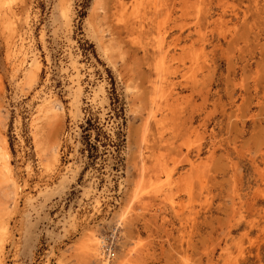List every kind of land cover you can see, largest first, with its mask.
Returning <instances> with one entry per match:
<instances>
[{
	"label": "rangeland",
	"instance_id": "rangeland-1",
	"mask_svg": "<svg viewBox=\"0 0 264 264\" xmlns=\"http://www.w3.org/2000/svg\"><path fill=\"white\" fill-rule=\"evenodd\" d=\"M3 1L0 264H264V0Z\"/></svg>",
	"mask_w": 264,
	"mask_h": 264
},
{
	"label": "bare ground",
	"instance_id": "bare-ground-1",
	"mask_svg": "<svg viewBox=\"0 0 264 264\" xmlns=\"http://www.w3.org/2000/svg\"><path fill=\"white\" fill-rule=\"evenodd\" d=\"M121 1V0H120ZM2 2V0H0V3ZM5 3H6V0H5ZM4 3V1H3V4H5ZM8 3V2H7ZM128 3V2H127ZM134 3V2H133ZM2 4V5H3ZM121 4V3H120ZM141 4V3H140ZM10 5V4H9ZM139 5V4H138ZM193 6H194V4H193ZM202 6V5H201ZM0 7H5V6H0ZM121 7H123V6H121ZM199 7H200V5H199ZM0 9H2V8H0ZM195 9V8H194ZM202 9V8H201ZM118 10V9H117ZM158 10V9H157ZM199 10V9H198ZM9 11V10H8ZM128 11V10H127ZM149 11V10H148ZM200 11H202V10H200ZM70 12H71V6H70V3L69 2H67L66 3V7L64 8V12H63V16H64V18L66 19V20H68L69 18H70ZM10 13V15L12 16V14H11V12H9ZM5 14V16H6V13H4ZM143 15V14H142ZM208 15H210V14H208ZM5 16H3V15H1V18L3 17H5ZM212 17V16H211ZM2 18V19H3ZM11 18V17H10ZM13 18V17H12ZM11 18V19H12ZM5 19H6V17H5ZM11 19H9V20H11ZM138 19V18H137ZM144 19V18H143ZM7 20V19H6ZM62 20H63V18H62ZM139 21V20H138ZM2 22V21H1ZM0 22V23H1ZM8 22V21H7ZM6 22V23H7ZM11 22V21H10ZM67 22V21H66ZM140 22V21H139ZM2 24H4L3 22H2ZM8 24V23H7ZM10 25H11V23H9ZM71 24V23H70ZM69 25V24H68ZM138 25V24H137ZM1 26V25H0ZM7 26V25H6ZM4 27H5V25H4ZM9 27V26H8ZM10 28V27H9ZM6 30V29H5ZM9 30V29H8ZM7 30V31H8ZM3 32V31H2ZM199 33V32H198ZM203 35H204V33H203ZM10 38V37H9ZM161 38V37H160ZM200 38V37H199ZM8 40V39H7ZM159 41V40H158ZM203 41V40H202ZM6 42V41H5ZM160 42V41H159ZM163 42V41H162ZM157 44V43H156ZM155 44V45H156ZM161 44V43H160ZM158 45H159V43H158ZM173 47V46H172ZM178 47V46H177ZM199 48H200V46H199ZM167 49H168V46H167ZM183 49V48H182ZM162 50V49H161ZM166 50V49H165ZM193 50V49H192ZM201 50H202V48H201ZM157 51H158V49H157ZM196 51V50H195ZM160 52V51H159ZM189 52V51H188ZM190 53V52H189ZM189 53H187V54H189ZM194 54H195V52H193ZM158 55V54H157ZM8 59L10 58V59H12L14 56H15V53H14V51L12 50V48L9 46V50H8ZM177 56V55H176ZM187 56V55H186ZM190 56V55H189ZM188 56V57H189ZM158 57H159V55H158ZM185 57V56H184ZM161 58V57H160ZM159 58V59H160ZM171 58H173V57H171ZM203 58H205V57H203ZM174 59H176V58H174ZM188 59V58H187ZM197 59V58H196ZM162 59H160V61H161ZM198 61V60H197ZM202 61V60H201ZM163 62V61H162ZM193 63V62H192ZM197 63H199V62H197ZM201 63V62H200ZM204 62H202V64H199L200 66L201 65H204L203 64ZM33 65H34V67L35 68H37L36 69V71H35V73L33 72V73H31V74H29V76H28V80H29V82H34L35 81V79H36V77H37V73H38V71H39V68H40V62L38 61V59H34V61H33ZM72 65L74 66V70H75V72H76V75H75V77H74V81H75V84H76V87H77V90L79 91V93L81 94L82 93V86H81V74L79 73L80 71L78 70V63H77V61H75V60H72ZM80 65V64H79ZM197 65V64H196ZM199 65H197V69H198V66ZM206 65V64H205ZM204 65V66H205ZM168 66V65H167ZM160 67V66H159ZM206 67H207V65H206ZM178 68V67H177ZM204 68V67H203ZM201 69V71L202 70H204V69ZM25 69V68H24ZM159 69V68H158ZM208 69V68H207ZM160 70V69H159ZM172 70H173V68H172ZM174 70H176V69H174ZM30 71V70H29ZM28 71V72H29ZM208 71H209V69H208ZM31 72V71H30ZM174 72V71H173ZM193 72V71H192ZM194 73V72H193ZM188 75H189V73H188ZM193 75V74H192ZM196 75V74H195ZM25 78H27L26 76H25ZM163 78V77H162ZM193 79H194V77H192ZM164 80H165V78H163ZM162 80V79H161ZM186 80H188V79H186ZM27 82V81H26ZM188 83V82H187ZM192 83V82H191ZM36 86V85H35ZM2 88V87H1ZM23 88V87H22ZM29 88H31V87H29ZM169 88V87H168ZM170 88H172V86L170 87ZM165 89V88H164ZM161 90V89H160ZM168 90V89H167ZM157 91V90H156ZM36 92V91H35ZM39 92V91H38ZM177 92V91H176ZM164 93H166V92H164ZM164 93H163V95H164ZM38 94V93H37ZM161 96V95H160ZM163 97V96H162ZM161 97V98H162ZM167 97H169L168 95H167ZM156 98V97H155ZM166 98V97H165ZM173 98V97H172ZM167 99V98H166ZM163 100H164V98H163ZM168 100V99H167ZM166 101V100H165ZM76 102H78V101H76ZM163 102V101H162ZM156 103V102H155ZM154 103V104H155ZM166 103V102H165ZM171 103V102H170ZM161 105V104H160ZM163 105H165L164 103H163ZM58 102H57V100H56V98H55V96H53V95H45V96H43V97H41V100H40V105L38 106V112L37 113H39L40 115H42V116H45V118H46V115L48 116V114H51V113H53V112H56L57 110H58ZM161 107V106H160ZM167 107V106H166ZM159 108V107H158ZM157 108V109H158ZM168 108H170V107H168ZM154 109H155V107H154ZM151 111H152V108H151ZM154 111V110H153ZM159 111H160V109H159ZM157 113V112H156ZM155 113V114H156ZM58 114V113H57ZM154 114V113H153ZM50 116V115H49ZM48 116V117H49ZM52 116V115H51ZM49 117V118H51L52 119V117ZM49 118H46V120H50ZM41 119V117L40 118H37V120H40ZM42 119H43V117H42ZM154 119V118H153ZM158 119H160V118H158ZM46 120H45V122H46ZM40 121H42V120H40ZM39 121V122H40ZM38 121H35V127L37 126L36 125V123H37ZM155 122V121H154ZM159 122V121H158ZM157 122V123H158ZM41 124V123H40ZM33 126V125H32ZM34 127V128H35ZM37 128H40L39 127V124H38V127ZM38 131H39V129H38ZM38 131H37V134L36 135H39V133H38ZM35 134V133H34ZM162 135V134H161ZM35 137V136H34ZM36 139V138H35ZM3 142V141H2ZM37 143H39V141H38V138H37ZM59 151V150H58ZM5 152V151H4ZM1 153V152H0ZM40 153V152H39ZM50 157H51V155H50ZM1 161H4V163L6 162V167L5 168H7V170H9L10 171V168H11V165H10V155H9V153L8 152H5V153H3V155H1V159H0ZM51 160H53L52 162V166L53 167H56L61 161H60V157L58 156V154H55L54 155V157H52V159ZM48 161V160H47ZM190 165H192V164H190ZM195 165V164H194ZM193 165V169H194V166ZM51 166V165H50ZM4 168V166L2 165V164H0V168ZM4 168V169H5ZM196 169V168H195ZM6 170V172H8ZM3 171V170H2ZM5 171V170H4ZM3 173V172H2ZM9 173V172H8ZM4 174V173H3ZM2 174V175H3ZM10 175H11V173H10ZM9 176V175H8ZM11 178V177H10ZM12 179V178H11ZM167 181H168V179H167ZM173 183V182H172ZM16 186V185H15ZM13 187V186H12ZM14 188V187H13ZM16 188V187H15ZM172 188V187H171ZM19 189V188H18ZM17 189V190H18ZM15 190V189H14ZM17 190H16V192H17ZM20 190V189H19ZM15 193V192H14ZM16 195V194H15ZM18 196V195H17ZM167 196H169V195H167ZM166 196V197H167ZM18 198H20V196L18 197ZM17 198V199H18ZM15 201H16V199H15ZM14 201V202H15ZM18 201V200H17ZM8 203V202H7ZM18 204V203H17ZM17 206V205H16ZM1 215V214H0ZM3 217V216H2ZM7 223V222H6ZM9 223V222H8ZM4 224V223H3ZM6 225H8V224H5V226ZM1 226V225H0ZM9 226H10V224H9ZM2 228V234L1 235H3L2 236V239L0 240V255L4 252V249H5V244H6V241H7V237H8V230H11V229H8L7 230V228L6 227H1ZM11 236V235H10ZM9 236V237H10ZM99 238V237H98ZM96 236L95 237H93V236H91L90 237V239H89V242H88V247H89V251H91V252H93L94 253V255L95 256H97V255H99V249H101V250H103L104 248H100V246H99V243H103V241L102 242H99V240L100 239H98ZM9 240V239H8ZM8 243V242H7ZM6 252V251H5ZM90 252V253H91ZM101 255H103V253H101ZM3 256V255H2ZM4 257V256H3ZM107 257V256H106ZM2 259V258H1ZM0 259V262L2 263L3 261H4V258H3V260H1ZM105 264H108L107 262L105 263Z\"/></svg>",
	"mask_w": 264,
	"mask_h": 264
},
{
	"label": "built area",
	"instance_id": "built-area-1",
	"mask_svg": "<svg viewBox=\"0 0 264 264\" xmlns=\"http://www.w3.org/2000/svg\"><path fill=\"white\" fill-rule=\"evenodd\" d=\"M106 255H107V257H109V250L107 251Z\"/></svg>",
	"mask_w": 264,
	"mask_h": 264
}]
</instances>
